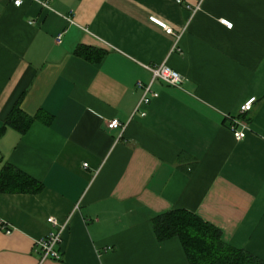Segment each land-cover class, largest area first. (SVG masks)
<instances>
[{
    "label": "crops",
    "instance_id": "obj_1",
    "mask_svg": "<svg viewBox=\"0 0 264 264\" xmlns=\"http://www.w3.org/2000/svg\"><path fill=\"white\" fill-rule=\"evenodd\" d=\"M12 2L0 0V172L11 166L43 189L0 192L11 229L0 228V264H188L179 240L152 228L171 210L264 261V0ZM79 47L104 54L87 60ZM161 64L185 81H154L135 112L144 66ZM250 98L236 141L228 116ZM16 104L35 118L23 134L4 124ZM48 218L67 223L61 258L40 262Z\"/></svg>",
    "mask_w": 264,
    "mask_h": 264
},
{
    "label": "trees",
    "instance_id": "obj_2",
    "mask_svg": "<svg viewBox=\"0 0 264 264\" xmlns=\"http://www.w3.org/2000/svg\"><path fill=\"white\" fill-rule=\"evenodd\" d=\"M89 53L83 47L75 50V55L87 60L97 61L104 54L95 56ZM34 119L23 113L16 104L4 124L23 134ZM42 189L41 183L11 166L3 167L0 172L1 193L38 194ZM151 224L159 241L179 240L188 264H264L255 256L228 245L217 228L186 210L159 214Z\"/></svg>",
    "mask_w": 264,
    "mask_h": 264
},
{
    "label": "built area",
    "instance_id": "obj_3",
    "mask_svg": "<svg viewBox=\"0 0 264 264\" xmlns=\"http://www.w3.org/2000/svg\"><path fill=\"white\" fill-rule=\"evenodd\" d=\"M14 6H20L22 3V0H13ZM41 5L44 8H48V5L46 2L42 3ZM198 8V7H197ZM151 22L159 26L167 35H173L175 36L173 29L166 25L165 23L159 21L156 18H152ZM226 28H231L232 24L228 22L227 20H221L220 21ZM181 35H176V40L178 41ZM61 38V35L57 36V41H59ZM145 69H147L151 73V80L148 85H143L140 82H137L136 88L140 89L142 91V96L135 108V112H138V109L141 106L147 105L153 97L156 96V93L152 92L151 90V84L154 81H160L166 86L169 87H177L180 88L185 81V77L180 75L179 73L171 70L164 64H161L159 66L150 67V66H144ZM255 98H250L247 100L239 109V115L238 116H228V129L231 131L233 138L236 141H240L245 138L247 131L249 130L248 123L245 120H242L240 118L241 115H244L248 111L251 110L252 104L254 103ZM140 116H145L144 112H140ZM107 128L109 130H114L117 128H120L123 130V126L120 125V123L117 120H111L107 122L106 124ZM83 167H87V163L83 164ZM47 222L51 225V227L55 230L45 236H42L38 238L35 241L34 251L36 254L39 255L40 262L45 261L46 259H53V260H59L61 258L60 251L58 249L59 244L61 243V237L62 233L66 228V222L63 224H59L55 218H48ZM4 223L0 222V228L6 233L10 234L11 229L7 225H3Z\"/></svg>",
    "mask_w": 264,
    "mask_h": 264
}]
</instances>
